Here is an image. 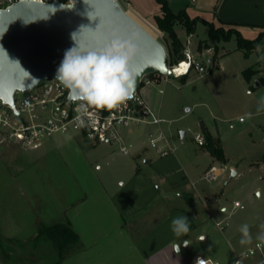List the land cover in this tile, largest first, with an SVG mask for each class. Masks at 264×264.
Segmentation results:
<instances>
[{
    "label": "rangeland",
    "instance_id": "rangeland-1",
    "mask_svg": "<svg viewBox=\"0 0 264 264\" xmlns=\"http://www.w3.org/2000/svg\"><path fill=\"white\" fill-rule=\"evenodd\" d=\"M128 1L134 11L156 27L153 16L161 13L156 0ZM215 28L224 32L238 31L222 24ZM175 30L185 47L189 36L186 29L177 24ZM157 39L168 52V36L161 32ZM190 43L194 59L205 63L210 58L211 66L203 71L191 70L188 75L168 78V81L159 74L145 77L138 90L140 95L144 88L151 89L152 110L163 120L161 128L170 142H176L174 145L181 143V131L191 129L202 132L206 143L207 134L219 140L231 160L241 165L253 162L259 168L264 167V106L261 104L264 99V39L245 58L235 35L228 41L210 40L209 28L198 22ZM250 68L256 73L249 82L243 73ZM160 90H163L162 94ZM23 98L21 95L19 101ZM187 109L190 112L187 113ZM240 118L245 122H240ZM149 131L158 135L157 126L147 124L119 128L118 135L125 141L143 143L154 154L156 150L151 147ZM119 144L94 146L74 134L54 136L38 149H26L16 144L0 146V264L55 263L56 254L48 244H41L37 249L32 247L31 241L39 225L65 222L86 193L105 186L118 188L119 174L125 172L126 159H130V155L124 156L120 152ZM179 147L177 154L196 148L190 133L185 137L184 146ZM219 164L224 163L219 161ZM226 175L211 184L201 180L198 186L223 192L221 201L229 210L235 201L240 203L241 208L228 224L232 225L238 219L250 224L251 242L236 248L242 255L256 243L264 242L260 239L264 234V169L261 170L263 183L256 172L229 182ZM257 189L262 193L261 197L256 195Z\"/></svg>",
    "mask_w": 264,
    "mask_h": 264
},
{
    "label": "crops",
    "instance_id": "crops-1",
    "mask_svg": "<svg viewBox=\"0 0 264 264\" xmlns=\"http://www.w3.org/2000/svg\"><path fill=\"white\" fill-rule=\"evenodd\" d=\"M167 2L174 13L184 10L190 19H201L216 27L219 24L233 26L245 39L257 37L264 31V0ZM150 90L144 88L141 94L153 109ZM221 141L223 143V138ZM174 144L171 142L178 149L161 157L157 152L150 153L143 143L125 141L121 137L120 152L130 155V159H126L125 172L119 174L118 188L105 186L86 193L77 201L73 215L67 216L66 221L77 233L80 249L62 264H195L199 258L236 264L241 256L236 249L242 239L239 229L247 222L238 219L223 229L216 224L228 222L237 215L235 203L238 201L229 210L221 201L223 192L199 187L198 183L213 165L227 168L223 176L227 174L228 182L254 172L262 182L264 167L259 168L253 162L241 165L231 160L224 146L226 164H219L205 147L196 145L191 152L185 150L177 154L179 146L184 144ZM123 146L128 149L127 154L121 151ZM97 168L101 166L97 164ZM232 171L236 172L233 178ZM256 195L261 197L262 193L257 189ZM181 215L188 217L191 228L187 235L177 237L171 230V221ZM184 241L189 244L185 246ZM178 245L179 252L176 251ZM247 259L250 258L243 259L241 264H264L263 254Z\"/></svg>",
    "mask_w": 264,
    "mask_h": 264
},
{
    "label": "water",
    "instance_id": "water-1",
    "mask_svg": "<svg viewBox=\"0 0 264 264\" xmlns=\"http://www.w3.org/2000/svg\"><path fill=\"white\" fill-rule=\"evenodd\" d=\"M113 39L125 42L129 70L139 74L135 94L148 75L176 78L168 65L166 47L116 0H76L73 4L24 1L0 11V101L13 106L17 94L56 78L64 53L77 43L89 49L103 47ZM68 100L78 99L69 96ZM185 135L186 131L180 132L182 139ZM235 176L232 171L231 178Z\"/></svg>",
    "mask_w": 264,
    "mask_h": 264
},
{
    "label": "built area",
    "instance_id": "built-area-1",
    "mask_svg": "<svg viewBox=\"0 0 264 264\" xmlns=\"http://www.w3.org/2000/svg\"><path fill=\"white\" fill-rule=\"evenodd\" d=\"M24 1L47 4L56 1L63 4L76 2V0H0V11ZM116 1L125 11L133 9L128 0ZM192 36V34L188 36L183 49L184 60L174 66H169L173 72H176V78L180 74L188 75L191 70L203 71L212 64L210 58L205 63L194 59L190 43ZM184 65L182 71L180 68ZM164 78L168 81L167 77ZM162 93L163 90H160V94ZM21 95H24V98L19 101ZM68 98V90L59 80L51 78L34 90L17 94L13 106L5 105L0 101V146L16 144L26 149H38L54 136L74 134H78L93 144H113L121 141L118 135L119 128L139 127L147 124L159 128L157 136L153 133L149 134L151 147L159 156H167L177 150V147L171 145L170 140L160 128L163 120L153 112L139 91L133 99L125 101L116 108L98 109L89 106L87 112L77 111L80 100L69 102ZM239 121L244 122V118H240ZM188 133L191 134L198 147L205 146L206 139L202 132L189 129L186 135ZM185 137L181 138L180 144H184ZM160 142L163 143L161 146ZM121 151L125 154L129 152L125 146L121 148ZM226 171L227 168L224 165H213L205 172L203 180L210 184L215 183ZM235 208H241L239 202L235 203ZM216 225L223 229L228 222H218ZM263 252L264 244L256 243L254 247L243 253L237 262L241 264L243 259L263 254ZM199 260H201L200 264H220L205 258H199Z\"/></svg>",
    "mask_w": 264,
    "mask_h": 264
},
{
    "label": "clouds",
    "instance_id": "clouds-1",
    "mask_svg": "<svg viewBox=\"0 0 264 264\" xmlns=\"http://www.w3.org/2000/svg\"><path fill=\"white\" fill-rule=\"evenodd\" d=\"M129 61L128 47L120 39H113L103 47L89 49L77 43L64 53L55 79L68 90L70 97L81 101L77 106L78 112H87L89 106L113 109L135 94L139 74H132ZM261 104L264 106V99ZM190 228L186 215L174 217L171 221V230L177 237L187 235ZM239 230L242 233L241 244L250 243L249 225L243 224ZM260 239H264V234ZM183 243L185 246L189 244L188 241ZM200 261L198 259L196 264H200Z\"/></svg>",
    "mask_w": 264,
    "mask_h": 264
},
{
    "label": "trees",
    "instance_id": "trees-1",
    "mask_svg": "<svg viewBox=\"0 0 264 264\" xmlns=\"http://www.w3.org/2000/svg\"><path fill=\"white\" fill-rule=\"evenodd\" d=\"M160 6L161 13L154 16L153 20L156 27L166 34L170 40L168 45V65L174 66L184 60V45L175 30L177 24L184 26L188 35L194 34L198 22L205 24L209 28L210 40L228 41L233 35L237 37L238 48L244 52L245 58H248L254 50L258 48L264 39V33H260L255 39H245L239 31L231 30L224 32L223 29H216L215 26L201 19H190L186 11L182 10L174 13L167 0H156ZM206 48H209L206 44ZM256 72L250 68L244 71V77L251 81ZM148 75L147 77H152ZM208 152L218 161L226 164L224 151L219 140H214L207 134V143L204 146ZM33 249H37L41 244H48L56 254L54 264H62L63 261L73 252L80 249V240L77 233L73 230L69 221L58 222L52 225L40 224L37 234L31 241Z\"/></svg>",
    "mask_w": 264,
    "mask_h": 264
},
{
    "label": "bare ground",
    "instance_id": "bare-ground-1",
    "mask_svg": "<svg viewBox=\"0 0 264 264\" xmlns=\"http://www.w3.org/2000/svg\"><path fill=\"white\" fill-rule=\"evenodd\" d=\"M127 14L134 19L137 23H139L145 30H147L153 37L157 38L161 34V32L153 26L151 23H149L147 20L142 18L137 12H135L133 9H129L126 11ZM185 65L180 68L182 71L184 69ZM176 73V72H174ZM184 74H180L179 76H183Z\"/></svg>",
    "mask_w": 264,
    "mask_h": 264
}]
</instances>
